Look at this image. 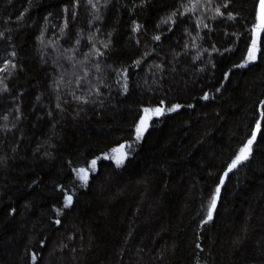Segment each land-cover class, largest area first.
Listing matches in <instances>:
<instances>
[{
    "label": "trees",
    "instance_id": "obj_1",
    "mask_svg": "<svg viewBox=\"0 0 264 264\" xmlns=\"http://www.w3.org/2000/svg\"><path fill=\"white\" fill-rule=\"evenodd\" d=\"M258 4L0 0V264H264Z\"/></svg>",
    "mask_w": 264,
    "mask_h": 264
},
{
    "label": "snow or ice",
    "instance_id": "obj_2",
    "mask_svg": "<svg viewBox=\"0 0 264 264\" xmlns=\"http://www.w3.org/2000/svg\"><path fill=\"white\" fill-rule=\"evenodd\" d=\"M226 6V5H225ZM93 7H95V5H93ZM217 15L220 14V9L217 8L216 9ZM173 15H175V13H173ZM231 16V14H229ZM170 19V18H169ZM262 30H264V0H259V4L257 7V13H256V23L253 25L252 28V42L251 45L249 46L248 49V60H254L256 58V51H257V42L258 39L260 41V43L262 45H264V34H262ZM133 31H135V29H133ZM153 39L158 40L159 37L155 36L153 37ZM8 62L5 61V65L7 66ZM5 69H0V71H3ZM262 104H264V101H261ZM179 107L178 105H174L173 108ZM172 109H169V111H171ZM145 112H149V109H144ZM155 113L157 115L160 114V109H155ZM146 127V120L144 118H142L141 124L137 126L136 128V133L137 136L139 137L140 135H142L144 128ZM261 127V122L257 121V128L255 130H253L252 132V138H250L247 142V144H245L239 151V153L235 156V158L232 160L231 164L228 165V169L229 171L232 170L233 168H235L241 161L247 159L248 154L250 152V148L251 145L253 143V140L256 137V131L259 130ZM113 151H115V149H113ZM123 155V154H122ZM121 162V160H117V163L119 164ZM91 164L94 166L95 165V160H93L91 162ZM79 173H82L83 175L80 176V179L82 181H86L87 180V172L85 168H80ZM223 182V180L221 181ZM217 192H219V187L217 188ZM72 202V197L70 195H65V204H70ZM216 204V197L214 196L212 199V205L209 208L208 211V218L211 219L212 216V209L215 207ZM56 223H60V221H56ZM197 247H199V245H197ZM33 259H35V257H33Z\"/></svg>",
    "mask_w": 264,
    "mask_h": 264
},
{
    "label": "rangeland",
    "instance_id": "obj_3",
    "mask_svg": "<svg viewBox=\"0 0 264 264\" xmlns=\"http://www.w3.org/2000/svg\"><path fill=\"white\" fill-rule=\"evenodd\" d=\"M123 154V155H122ZM124 157V147H123V149H120V148H118L117 149V157H115V160L117 161V160H122V158ZM91 164V163H90ZM92 165V164H91ZM92 167H93V165H92ZM80 168H85L86 169V172H87V178H88V175H89V173H88V171L89 172H92V168L91 167H77V169H76V175H77V181L78 182H82V180L80 179V176L81 175H83L82 173H79V169ZM84 182V181H83Z\"/></svg>",
    "mask_w": 264,
    "mask_h": 264
},
{
    "label": "water",
    "instance_id": "obj_4",
    "mask_svg": "<svg viewBox=\"0 0 264 264\" xmlns=\"http://www.w3.org/2000/svg\"><path fill=\"white\" fill-rule=\"evenodd\" d=\"M142 118H144V119L146 120V127H145V128H147V126L149 125V122H150V114H148V113H146L145 111H143L142 114H141V116H140V119H139V123H138V125L141 124ZM145 128H144V129H145ZM124 145H125V142H123V143L121 144V147L123 148Z\"/></svg>",
    "mask_w": 264,
    "mask_h": 264
},
{
    "label": "crops",
    "instance_id": "obj_5",
    "mask_svg": "<svg viewBox=\"0 0 264 264\" xmlns=\"http://www.w3.org/2000/svg\"><path fill=\"white\" fill-rule=\"evenodd\" d=\"M143 111H144V110H143ZM143 111H142V112H143ZM146 113H147V112H146ZM141 114H142V113H141ZM148 114H149V113H148ZM138 123H139V122H138ZM149 123H150V122H149ZM147 127H148V126H147ZM144 130H145V129H144ZM121 144H122V143H121ZM124 147H125V145H124ZM118 148L123 149V148L121 147V145H119ZM124 156H125V153H124ZM123 158H124V157H123ZM123 158H122V159H123Z\"/></svg>",
    "mask_w": 264,
    "mask_h": 264
}]
</instances>
